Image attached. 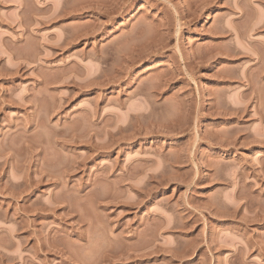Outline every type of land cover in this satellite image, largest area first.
Listing matches in <instances>:
<instances>
[{"label": "rangeland", "instance_id": "1", "mask_svg": "<svg viewBox=\"0 0 264 264\" xmlns=\"http://www.w3.org/2000/svg\"><path fill=\"white\" fill-rule=\"evenodd\" d=\"M146 1L0 0V264H264V0Z\"/></svg>", "mask_w": 264, "mask_h": 264}, {"label": "bare ground", "instance_id": "2", "mask_svg": "<svg viewBox=\"0 0 264 264\" xmlns=\"http://www.w3.org/2000/svg\"><path fill=\"white\" fill-rule=\"evenodd\" d=\"M149 1H151V0H147V1H146V3H148V5H149V3H150ZM204 1H205V0H204ZM207 1H209V0H207ZM168 2H169V1H168ZM187 2H188V1H187ZM197 2H198V1H197ZM156 3H157V1H156ZM202 3H203V2H202ZM205 3H206V2H205ZM205 3H203V4L205 5ZM190 4H191V2H190ZM198 4H201V2L198 3ZM203 4H202V5H203ZM207 4H208V2H207ZM207 4H206L205 6H207ZM212 4H213V3H212ZM188 5H189V4H188ZM146 6H147V5H146ZM146 6L144 7L145 9L148 7V6H147V7H146ZM191 6H195V5H191ZM196 6H198V5L196 4ZM171 7H172V6H171ZM200 7H201V6H200ZM208 7H209V5H208ZM210 7H211V6H210ZM163 8H166V7L163 6ZM176 8H177V7H176ZM176 8H173V9L177 10ZM192 8H193V7H192ZM194 8H195V7H194ZM198 8H199V7H198ZM203 8H204V7H203ZM206 8H207V7H206ZM185 9H187V8H185ZM146 10H147V9H146ZM175 10H173V11L176 12ZM188 10H189V9H188ZM195 10H196V9H195ZM198 10H199V9H198ZM148 11H149V10H148ZM178 11H179V12H178ZM150 12H151V11H150ZM177 12H178L179 14H181V15H184V14H182V13H184V12L180 13V10H179V9L177 10ZM185 12H186V11H185ZM145 13H146V12H145ZM145 13H144V14H145ZM178 13H175V14L178 15V18H179L181 15L179 16ZM146 15H148V13H146ZM185 15H187V14H185ZM198 15H199V14H198ZM191 16H192V15H191ZM194 16H195V14H194ZM196 16H197V15H196ZM182 17H183V16H181V19H182ZM186 17H188V15H187ZM192 17H193V16H192ZM192 17H191V19H192ZM183 18H184V17H183ZM197 18H198V17H197ZM154 19H155V17H154ZM181 19H180L179 21H181ZM188 19H189V18H188ZM191 19H189L188 21H190ZM194 19H195V18H194ZM156 20H157V19H156ZM182 20H183V19H182ZM177 22H178V19H177ZM157 23H158V22H157ZM255 24L258 25L257 23H255ZM157 25H158V24H157ZM161 25H163V23H162ZM164 25H165V24H164ZM178 25H179V24H178ZM181 25H184V23L181 24ZM186 25H187V23H186ZM263 25H264V24H263ZM263 25H262V26H263ZM179 26H180V25H179ZM184 26H185V25H184ZM226 26H228V24H227ZM226 26H225V28H227ZM178 28H179V27H178ZM223 28H224V26H222V28H221L220 30H222ZM225 28H224V30H226V31H230L229 28H228V30L225 29ZM255 29H257V27H255ZM175 30H176V29H175ZM253 30H254V28H253ZM177 31H179V30H177ZM177 33H178V32H177ZM222 33H226V32H223V31H222ZM211 34H212V33H211ZM213 34H214V33H213ZM176 35H178V34H176ZM237 50H238V49H237ZM239 51H241V50H238V53H240ZM235 52H236V51H235ZM241 52H242V51H241ZM208 54H209V53H208ZM208 54H207V55H208ZM208 56H209V55H208ZM261 61H262V60H261ZM256 63H257V62H256ZM259 63H260V62H259ZM259 63H258V64H259ZM256 65H257V64H256ZM260 65H261V67L259 66L258 69H259V68L262 69V65H263V64H260ZM257 66H258V65H257ZM14 67H15V66H14ZM14 67H13V70L11 71V73L8 74V75L11 76V78H12V77H16V76L19 75V73H20V70H19L17 67H15V68H14ZM8 70H9V69H8ZM10 70H11V69H10ZM242 79H243V78H242ZM244 79H246V78H244ZM248 79H249V78H248ZM248 79H246V80H248ZM246 80H243V81H246ZM249 80H250V81H246V82H247V84H246V88H247L248 91H250V92H247V94L249 95V93H250V95H251V90H252L253 87L255 86V85H253V84H255V83H254V82H251V79H249ZM249 82H251V83L248 84ZM243 83H245V82H243ZM251 84H252L253 87L251 86ZM256 85H258V84H256ZM247 86H248V87H247ZM258 87H260V86H258ZM254 88H257V87H254ZM247 90H245V91H247ZM253 91L258 92V88H257V89H253ZM260 91H261V88H260V90H259V93H260ZM252 93H253V92H252ZM256 94H258V93H256ZM260 94H261V93H260ZM260 94H258L257 96H259ZM1 96H2V95H0V97H1ZM4 96H5V95L3 94V96H2L3 98H1L2 100L4 99ZM252 96H254V95H252ZM252 96H251V98H252ZM246 97H248V96H246ZM249 97H250V96H249ZM251 98H249V99L251 100ZM255 98H256V96H255ZM253 99H254V98H253ZM258 99H259V98H257V102H258V101L261 102V99H259V100H258ZM7 100H9V98H6V101H7ZM12 100H13V99H12ZM19 100H21V98H20ZM10 101H11V99H10ZM10 101H8V102H10ZM251 101H252V100H251ZM3 102H4V101H3ZM3 102L0 101V107H1V105H4V104H5V103H3ZM21 102H23V101L21 100ZM252 102H253V101H252ZM257 102H256V103H257ZM12 103H13V102H12ZM12 103L10 102L9 104H12ZM14 103H15V101H14ZM6 104L8 105V103H6ZM19 104H20V103H19ZM240 104H241V103H240ZM259 104H261V103H259ZM259 104H258V105H259ZM242 105H243V104H242ZM255 105L258 106L257 104H255ZM4 106H5V105H4ZM4 106H3V107H4ZM19 106L22 107V105H19ZM236 106L238 107V105H235V107H236ZM5 107H6V106H5ZM230 107H231V106H230ZM256 108H257V107H256ZM1 109H2V108H1ZM1 109H0V110H1ZM230 109H231V110L233 109V110L236 111V112H237V111H240V112H238V114H242L241 112H245V111H246L244 108H232V107H231ZM247 109H248V108H247ZM233 110H232V111H233ZM255 110H256V109H255ZM258 110H259V108H258ZM260 111H261V113H262L261 108H260ZM260 111H259V113H260ZM256 112H258V111L256 110ZM233 113H234V112H233ZM235 114H236V113H235ZM245 114H246V113H245ZM259 116H260L259 118L261 119V121H263L262 119H263L264 117L262 116V114H260ZM260 119H259V120H260ZM256 141H257V143H259L258 140H256ZM225 142L227 143V141H225ZM225 142H224V143H225ZM224 143H223V144H224ZM226 143H225V144H226ZM225 144H224V145H225ZM219 145H220V144H219ZM221 145H222V144H221ZM106 147H107V146H106ZM46 174H47V173H46ZM47 176H48V175H47ZM150 176H151V175H150ZM150 178H151V177H150ZM39 182H40V181H39ZM130 204H132V203H130ZM129 206H133V205H129Z\"/></svg>", "mask_w": 264, "mask_h": 264}]
</instances>
